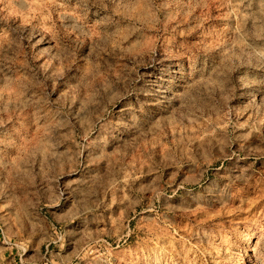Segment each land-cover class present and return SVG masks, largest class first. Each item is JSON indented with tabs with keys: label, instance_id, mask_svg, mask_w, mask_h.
<instances>
[{
	"label": "rangeland",
	"instance_id": "1",
	"mask_svg": "<svg viewBox=\"0 0 264 264\" xmlns=\"http://www.w3.org/2000/svg\"><path fill=\"white\" fill-rule=\"evenodd\" d=\"M0 264H264V0H0Z\"/></svg>",
	"mask_w": 264,
	"mask_h": 264
}]
</instances>
